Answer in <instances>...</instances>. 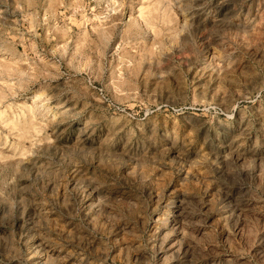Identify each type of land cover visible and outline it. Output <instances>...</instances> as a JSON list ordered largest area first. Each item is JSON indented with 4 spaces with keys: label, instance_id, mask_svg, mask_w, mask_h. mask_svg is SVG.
I'll return each mask as SVG.
<instances>
[{
    "label": "rangeland",
    "instance_id": "rangeland-1",
    "mask_svg": "<svg viewBox=\"0 0 264 264\" xmlns=\"http://www.w3.org/2000/svg\"><path fill=\"white\" fill-rule=\"evenodd\" d=\"M0 264H264V0H0Z\"/></svg>",
    "mask_w": 264,
    "mask_h": 264
}]
</instances>
